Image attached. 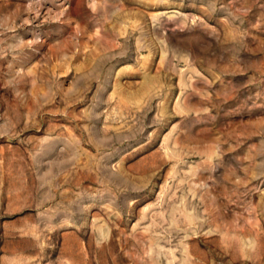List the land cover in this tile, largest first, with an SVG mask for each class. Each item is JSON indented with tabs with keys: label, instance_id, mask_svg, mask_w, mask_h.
Returning <instances> with one entry per match:
<instances>
[{
	"label": "rangeland",
	"instance_id": "obj_1",
	"mask_svg": "<svg viewBox=\"0 0 264 264\" xmlns=\"http://www.w3.org/2000/svg\"><path fill=\"white\" fill-rule=\"evenodd\" d=\"M0 264H264V0H0Z\"/></svg>",
	"mask_w": 264,
	"mask_h": 264
}]
</instances>
